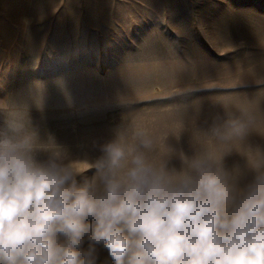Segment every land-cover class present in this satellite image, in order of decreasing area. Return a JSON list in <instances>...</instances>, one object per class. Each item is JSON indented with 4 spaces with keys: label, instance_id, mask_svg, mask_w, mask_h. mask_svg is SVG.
Wrapping results in <instances>:
<instances>
[{
    "label": "rangeland",
    "instance_id": "374dc122",
    "mask_svg": "<svg viewBox=\"0 0 264 264\" xmlns=\"http://www.w3.org/2000/svg\"><path fill=\"white\" fill-rule=\"evenodd\" d=\"M10 110L81 171L120 129L155 163L205 153L243 187L264 165V0H0V128ZM226 114L252 118L246 137L207 132Z\"/></svg>",
    "mask_w": 264,
    "mask_h": 264
},
{
    "label": "clouds",
    "instance_id": "9594fccd",
    "mask_svg": "<svg viewBox=\"0 0 264 264\" xmlns=\"http://www.w3.org/2000/svg\"><path fill=\"white\" fill-rule=\"evenodd\" d=\"M251 123L226 114L207 132L227 142ZM134 136L129 144L119 129L81 171L53 137L39 141L26 111L10 110L0 128V264H98V247L111 264H264V165L241 187L208 154L181 153L177 171L171 150L155 163L153 140Z\"/></svg>",
    "mask_w": 264,
    "mask_h": 264
}]
</instances>
